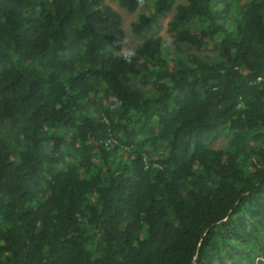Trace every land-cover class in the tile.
Instances as JSON below:
<instances>
[{
  "label": "trees",
  "instance_id": "obj_1",
  "mask_svg": "<svg viewBox=\"0 0 264 264\" xmlns=\"http://www.w3.org/2000/svg\"><path fill=\"white\" fill-rule=\"evenodd\" d=\"M111 1L0 0V264H264V0Z\"/></svg>",
  "mask_w": 264,
  "mask_h": 264
},
{
  "label": "rangeland",
  "instance_id": "obj_2",
  "mask_svg": "<svg viewBox=\"0 0 264 264\" xmlns=\"http://www.w3.org/2000/svg\"><path fill=\"white\" fill-rule=\"evenodd\" d=\"M107 4H109L116 12L119 13L121 16V27L123 28L125 32V44L123 45L122 50H129L131 49L138 41L139 38L134 36L130 32V23L136 19L138 11L141 9V7L138 5L135 11L133 12H125L121 8L117 6V4L114 1L111 0H105ZM172 14V8L165 14L163 18L160 19L158 29L155 31V35H159L162 37L163 40L167 41L168 40V34L165 31L166 27V22L167 20L171 17ZM200 53L203 54H211L212 49L211 48H201L199 50ZM208 146L211 148H218V147H223L224 146V139L219 138L215 141H212L208 143Z\"/></svg>",
  "mask_w": 264,
  "mask_h": 264
}]
</instances>
